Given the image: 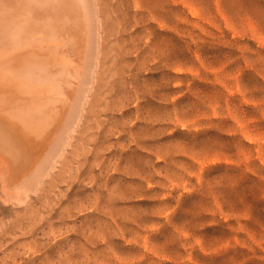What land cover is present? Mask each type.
Instances as JSON below:
<instances>
[{
    "label": "rangeland",
    "instance_id": "obj_1",
    "mask_svg": "<svg viewBox=\"0 0 264 264\" xmlns=\"http://www.w3.org/2000/svg\"><path fill=\"white\" fill-rule=\"evenodd\" d=\"M96 2L90 92L46 180L0 192V264H264V0Z\"/></svg>",
    "mask_w": 264,
    "mask_h": 264
},
{
    "label": "bare ground",
    "instance_id": "obj_2",
    "mask_svg": "<svg viewBox=\"0 0 264 264\" xmlns=\"http://www.w3.org/2000/svg\"><path fill=\"white\" fill-rule=\"evenodd\" d=\"M100 8L96 0H0V192L8 199L31 192L71 139L100 49ZM82 122L78 137L89 141Z\"/></svg>",
    "mask_w": 264,
    "mask_h": 264
}]
</instances>
